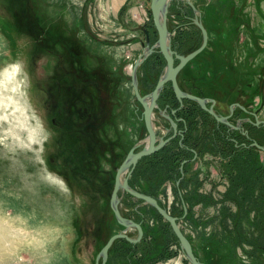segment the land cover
<instances>
[{
	"label": "rangeland",
	"instance_id": "374dc122",
	"mask_svg": "<svg viewBox=\"0 0 264 264\" xmlns=\"http://www.w3.org/2000/svg\"><path fill=\"white\" fill-rule=\"evenodd\" d=\"M151 2L0 0V264H96L108 240L125 230L110 200L118 168L148 138L131 72L147 44L158 41ZM196 19L208 31V44L180 72L183 89L216 100L223 114L233 104L246 108L236 110L233 120H264V0H171L172 50L187 55L202 45ZM165 69L156 48L138 69L142 96L154 90ZM160 100L178 106L171 86ZM183 114L187 142L201 156L185 164L180 191L178 167L193 154L175 141L140 160L129 181L180 217V228L202 258L264 264V151L218 128L194 102L186 101ZM250 123L251 137L264 146V126ZM65 144L84 153L86 176L73 178L79 168L68 163ZM247 162L240 183L253 174V193L239 206L230 185L234 165ZM120 210L143 224L152 248L148 264H181L178 248L172 247V258L161 255L173 237L165 235L163 228L171 226L154 208L126 193ZM126 233L137 236L136 230ZM147 247L146 241L134 249L117 240L107 264H131V252L143 264Z\"/></svg>",
	"mask_w": 264,
	"mask_h": 264
},
{
	"label": "water",
	"instance_id": "95a60500",
	"mask_svg": "<svg viewBox=\"0 0 264 264\" xmlns=\"http://www.w3.org/2000/svg\"><path fill=\"white\" fill-rule=\"evenodd\" d=\"M170 1L171 0H152L151 12L155 27L158 32V41L154 46H150L149 43L147 44V47L145 48L146 53L138 61H136L131 72L135 96L144 109L143 119L145 121L149 143L139 152H135V149H132L117 170L115 185L110 200V206L112 211L114 212V215L118 223L121 226H123L125 230L113 235L108 240V242L105 244V246L102 248L99 255L97 256L96 264L107 263L109 258V252L117 240L125 239L132 244H137L142 240L144 234L142 225L138 222L126 218L120 210L122 196H124V194L126 193L143 201L144 204L154 208L160 214V216L170 224L174 234L178 238L180 247L183 253L185 254V257L190 261L191 264H204L200 262L198 258L195 256L190 240L183 233L182 229L179 226V218L170 214V212L160 204L157 198L144 194L132 188L129 182V179L133 171L135 170L137 164L140 162V160L144 157L157 153L163 147H165V145L170 141V139H172L170 138L168 140H164L162 137H158L157 131L154 129L152 123V116L154 115L155 110L159 109L158 100L167 83H172V89L174 91V94L177 100L180 101L181 103L184 100L194 101L203 110L207 111L210 115H212L216 119L217 123L225 124L232 129L239 130V127L232 125L228 121L231 115L220 116L216 113V111L214 110V104L216 103V100L205 99L193 95L191 93H188L181 89L178 82V76L180 72L185 68V66L193 59H195L196 56H198L206 48L208 44V31L204 27L201 20L196 19L195 24L200 28L203 35L202 45L198 49L187 55L179 54L176 51L172 50L171 42H170L171 36L168 28V11H169ZM156 48L159 50V52L164 56L166 60V69L164 74L160 77L154 90L151 93L142 96L139 90L138 69L144 63V61L156 51ZM176 60L179 62L177 65H175ZM208 101L212 103L210 108L207 107L206 105ZM236 106L240 107L243 110H246L240 104H233L230 107L231 114H233ZM159 111L165 118L169 119L172 122L173 128L175 129V133H176L177 124L166 113V110H159ZM253 124L256 126H260V125L264 126V120H259L258 116H256V122ZM249 147H255L261 151H264V146L260 145L256 141H253ZM186 162L187 161H185L184 163ZM184 163L182 164V166L184 165ZM181 169H183V167ZM126 172L127 174L124 176L122 181L121 179L122 173H126ZM120 190L123 191L121 195H119ZM129 229H136L137 236L136 237L129 236L126 233Z\"/></svg>",
	"mask_w": 264,
	"mask_h": 264
},
{
	"label": "flooded vegetation",
	"instance_id": "af4514ba",
	"mask_svg": "<svg viewBox=\"0 0 264 264\" xmlns=\"http://www.w3.org/2000/svg\"><path fill=\"white\" fill-rule=\"evenodd\" d=\"M179 62L176 60L175 61V65H177ZM180 75V74H179ZM180 78H179V76H178V82H179V85H180V87H181V89L182 90H184L183 89V87H182V85L180 84V80H179ZM159 81V80H158ZM158 83V82H157ZM157 85V84H156ZM166 86H171V88H172V83H167L166 85H165V87ZM173 90V89H172ZM185 91V90H184ZM174 92V91H173ZM190 93V92H189ZM191 94H193V95H196V96H199V97H202V98H205V99H209V98H206V97H204V96H202V95H199V94H195V93H191ZM175 98H176V96H175ZM161 95H160V98H159V100H158V106H159V109L158 110H155V112H158L159 110H166V113L170 116V118L177 124V131H176V133H175V129L173 128V125H172V122L169 120V119H167V118H165L163 115V117H162V119L161 120H159V119H156V116L154 115V119H155V123H159L160 124V126H159V128L161 127L162 129H159L160 131H158L157 130V135H158V137H162L164 140H168V139H170V138H172V139H170V141L165 145V147H163V148H166L168 145H170L173 141H175L176 142V144L178 145V147L180 148V149H185V150H188L189 152H191L192 154H193V158L192 159H185V160H183V162H182V164L185 162V161H187L186 163H188L190 160H198V158H199V156H201V154L199 153V150L196 148V147H194V146H192V145H190V144H188V142H187V137H188V134H189V125H188V118H187V115L186 114H183V111H184V109L186 108V101H189L190 102V100H184L182 103L180 102V101H178L177 100V98H176V101L178 102L177 104H178V106L176 107H174L173 105H172V103H164V105H163V103L161 102ZM191 102H194V101H191ZM194 103H196V102H194ZM160 104L161 105H163V107H161L160 106ZM174 104V103H173ZM197 104V103H196ZM198 105V104H197ZM206 105H207V107H211V105H212V103L210 102V101H208L207 103H206ZM216 106H217V102L214 104V110L216 111V113L218 114V115H220V116H230V118L228 119V121L232 124V125H234V126H237V127H239V130H236V129H232V128H230L229 126H227V125H225V124H219V123H217V121H216V119L212 116V115H210L207 111H205V110H203L199 105H198V107L200 108V109H202L204 112H206V113H208L214 120H215V123H216V125H217V127L218 128H221L222 129V126L223 127H225L228 131V133H237V134H239V136L240 137H242V138H246L247 140H249L251 143L253 142V141H255L252 137H251V130H250V128H248V124L252 121V120H248V118L246 117V116H243V117H238L237 119H234L233 120V118H234V115H235V112H236V110H238V109H241L240 107H235V109H234V112H233V114H231V113H229V114H223V113H221V112H219L218 110H217V108H216ZM246 109V108H245ZM230 110V109H229ZM243 110V109H242ZM247 112V110H243V112ZM144 120V119H143ZM162 121V122H161ZM256 122V121H255ZM255 122H252V124L253 123H255ZM156 124V125H157ZM251 124V123H250ZM252 124L250 125V126H252ZM253 126H254V124H253ZM256 126V125H255ZM157 127H158V125H157ZM258 127V126H257ZM229 135H227L226 137H227V139L228 140H231V138L230 137H228ZM233 141H235V143H237L236 141V139H232ZM240 144H238V146H239ZM243 146H245V145H243ZM198 147V146H197ZM249 147V146H248ZM162 148V149H163ZM199 161H200V159H199ZM198 161V162H199ZM186 163H184V165L182 166V164H181V167H180V172H181V177H180V179H178L177 181H176V186L177 187H179L180 185H181V182H182V180H183V175H184V166H185V164ZM138 165V164H137ZM137 167V166H136ZM183 167V169H181ZM136 169V168H135ZM135 171V170H134ZM133 171V172H134ZM208 177H212V175H210V174H208L207 175ZM131 178V177H130ZM210 179V178H209ZM230 187H231V185H230ZM199 192V191H198ZM180 198H181V201H182V205H183V209L186 211L185 213H187V205H186V203H185V199L183 198V196H182V194L180 193ZM158 200H159V202L161 203V200H160V198H157ZM177 217V216H176ZM179 218V220H180V217H178ZM139 223V222H138ZM141 225H142V228H143V224L142 223H140ZM133 231V230H136V229H129V231ZM163 230L165 231V235H168V236H172L173 238H170V239H168V241H166V243H165V245L164 246H162V250H161V255L163 254V255H165V259H166V257L167 256H170L171 258H172V256L173 255H175L176 256V253L174 252L175 250H172V247H174L175 249L176 248H178L182 253V258L180 259L181 261V264H191L190 263V261L185 257V254L183 253V251H182V249H181V247H180V244H179V241H178V238L176 237V235L174 234V232H173V230H172V228H169V231L167 232V230H168V228H163ZM137 231V230H136ZM143 231H144V234H143V237H142V240L139 242V243H137V244H132V243H130V242H128L127 240H125V239H120V240H125V241H127L128 242V246H133L134 247V249H136L138 246H140L141 244H143L144 243V241H146V244H147V249H146V251L144 252V254L141 256V258L142 259H140V260H142V261H140L139 260V262H143V264H148L149 263V261H148V255H149V251L148 250H152V248L150 247L151 246V244H149V242H147L148 241V235H147V232L145 231V229L143 228ZM182 231H183V233H184V229H182ZM185 234V233H184ZM186 235V234H185ZM167 236V237H168ZM187 236V235H186ZM131 237H133V236H131ZM136 237V236H135ZM187 238L190 240V242H191V244H192V248H193V251H194V254H195V256L198 258V260L200 261V262H202V263H204V264H212L211 262H210V260H208V259H204V258H202L201 257V255L198 253V250H197V246H196V244H194L192 241H191V239L187 236ZM171 239H174L173 241L171 240ZM177 249V250H178ZM162 257V256H161ZM126 259L131 263V264H137L136 262H135V259H136V257L133 255V252H131L129 255H127V257H126ZM145 259V260H144ZM174 260H176V259H174ZM109 262V258H108V261H107V263ZM169 262H171V259L169 260ZM106 263V264H107ZM167 264V263H166ZM180 264V263H179Z\"/></svg>",
	"mask_w": 264,
	"mask_h": 264
},
{
	"label": "trees",
	"instance_id": "16d2710c",
	"mask_svg": "<svg viewBox=\"0 0 264 264\" xmlns=\"http://www.w3.org/2000/svg\"><path fill=\"white\" fill-rule=\"evenodd\" d=\"M83 132L84 133H87L85 130ZM84 133H83V135H84ZM232 142H235V141H232ZM63 146H64L63 147L64 148V151L68 155V157H67L68 158V163H72L71 165H75L76 168L78 167L80 169V170L79 169L77 170V169L74 168V170H72V174H73L72 176H73V178H75L76 176H78V177L81 176V178L84 175L86 176V172L84 173V171H83L84 170L83 163L80 161L82 159L81 156H85L84 153H82L81 150L77 146H71V145H66V144L63 145ZM238 148H240V146ZM162 150L158 151L155 154H152L150 156H147V157L142 158L141 161L143 159H146V158H149V157L158 155L159 153L162 152ZM241 164H243V165L241 166ZM247 166H249V163L248 162L246 164L245 163H238V164H235L234 165V170L237 169L238 171H236V173H235L236 174V177L234 179H232V185H231L230 189H231V192L233 194L234 202L237 203L239 206L245 204V201L241 200V198L242 199L243 198H246V202H249L250 196H252V193H253L252 192L253 191V188H250V187H252V183H253L252 177L255 178V176H253V174H252V176H250V178L247 181H244L242 185L240 183V177H241V175L244 174L243 173L244 170L245 169H248ZM180 167H181V164H180V166L178 167V170H177V174H178L177 176L178 177H176V181L178 179H180V177H181ZM82 174H84V175L82 176ZM84 179H87V178L84 177L83 180ZM129 182H130V185L132 187L135 186L133 182H131V181H129ZM258 182H259V180H258ZM180 187L181 186L178 187L179 191H180ZM254 187H255V184H254ZM133 188H135V187H133ZM144 194H147V195L153 196L155 198H158L154 194H149V193H144ZM245 206L247 208V204ZM156 213L159 214L157 211H156ZM159 216H160V214H159ZM234 216H236V215H234ZM121 241H123V242H125V243L128 244V242L125 241V240H121Z\"/></svg>",
	"mask_w": 264,
	"mask_h": 264
},
{
	"label": "bare ground",
	"instance_id": "6f19581e",
	"mask_svg": "<svg viewBox=\"0 0 264 264\" xmlns=\"http://www.w3.org/2000/svg\"><path fill=\"white\" fill-rule=\"evenodd\" d=\"M240 6V5H239ZM244 6V5H243ZM247 18V17H246ZM248 19V18H247ZM14 74H16V72H14ZM11 77V75H9V74H7V77L5 76V79H4V81H6L7 79H9ZM15 78H14V80L16 79L17 80V78H16V76H14ZM16 80H15V83H17V84H15V86H14V88L16 89L17 87H18V85H20V84H18V81L16 82ZM3 81V80H2ZM9 81V80H8ZM13 100H14V98H13ZM5 101V100H4ZM155 115V114H154ZM154 115L152 116V123H153V127H154V129L157 131V130H159V129H162V128H158L157 127V123H155L156 121H155V119H154ZM148 143H149V141H148V138H147V140H146V145L145 146H147L148 145ZM127 174V172L126 173H122V176H121V179H122V181H123V178H124V176ZM0 230H1V227H0ZM131 231V230H130Z\"/></svg>",
	"mask_w": 264,
	"mask_h": 264
}]
</instances>
